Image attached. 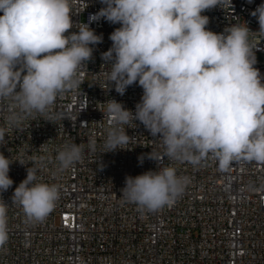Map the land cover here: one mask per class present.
<instances>
[{
	"label": "clouds",
	"instance_id": "clouds-1",
	"mask_svg": "<svg viewBox=\"0 0 264 264\" xmlns=\"http://www.w3.org/2000/svg\"><path fill=\"white\" fill-rule=\"evenodd\" d=\"M100 2L105 6L91 19L121 25L109 37L112 46L102 53L104 65H111L107 83L121 96L134 84L143 89L135 113L115 100L105 102L104 153L127 149L131 137L123 126L139 121L160 140L170 160L196 165L212 153L222 166L241 158L264 162V78L254 67L252 31L244 23L215 33L202 15L231 0ZM77 14L72 0H0V104L10 106L5 126H0V142L6 127L19 125L24 115L46 114L59 94L79 86L78 70L92 59V46L102 36L87 23L75 24L72 17ZM251 15L264 33V3ZM72 28L78 32H70ZM89 147L95 151V139ZM82 153V145L73 142L58 150L55 159L66 170ZM147 155L158 169L126 176L120 197L157 211L174 203L188 178L173 166L161 167L159 154ZM11 163L0 153V192L14 183ZM36 172L34 162L12 200L28 219L42 221L54 209L59 190L55 184L35 182ZM6 213L0 202V247L8 240Z\"/></svg>",
	"mask_w": 264,
	"mask_h": 264
},
{
	"label": "built area",
	"instance_id": "built-area-1",
	"mask_svg": "<svg viewBox=\"0 0 264 264\" xmlns=\"http://www.w3.org/2000/svg\"><path fill=\"white\" fill-rule=\"evenodd\" d=\"M262 3L231 0L202 15L215 33L247 24L252 31L249 43L256 47L254 67L264 78V33L251 15ZM72 4L78 13L73 22L87 23L102 42L92 46V59L78 70V87L59 94L46 114L24 115L19 125L6 127L0 153L13 161L9 177L14 183L0 192L8 231V240L0 247V264H264V162L241 158L222 166L212 153L196 165L170 160L160 140L139 121L123 126L131 137L127 149L104 153L105 102L115 100L135 113L143 89L134 84L121 96L110 88L105 73L111 65H104L102 53L112 46L109 37L121 25L91 19L105 6L100 0ZM9 107L7 102L0 104V126H5ZM91 139L96 141L94 152ZM73 142L82 145V159L62 170L56 154ZM150 152L160 155L161 167L173 166L179 176L188 178L174 203L157 211L120 197L126 176L158 169L148 158ZM34 162L35 182L55 184L59 190L54 209L42 221L28 219L12 200Z\"/></svg>",
	"mask_w": 264,
	"mask_h": 264
}]
</instances>
